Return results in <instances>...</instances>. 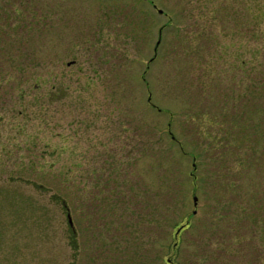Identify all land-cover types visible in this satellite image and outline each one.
<instances>
[{
	"label": "rangeland",
	"instance_id": "374dc122",
	"mask_svg": "<svg viewBox=\"0 0 264 264\" xmlns=\"http://www.w3.org/2000/svg\"><path fill=\"white\" fill-rule=\"evenodd\" d=\"M0 80V264H264V0H0Z\"/></svg>",
	"mask_w": 264,
	"mask_h": 264
},
{
	"label": "water",
	"instance_id": "95a60500",
	"mask_svg": "<svg viewBox=\"0 0 264 264\" xmlns=\"http://www.w3.org/2000/svg\"><path fill=\"white\" fill-rule=\"evenodd\" d=\"M159 11H162V9H158ZM160 35V34H159ZM159 40H160V36L158 37V39H157V42H156V44L159 42ZM155 49H156V47H155ZM150 98V96H148V99ZM172 137H173V134H172ZM193 165H194V162H193ZM193 203L194 204H196L197 203V196L194 194L193 196ZM66 217H67V222H68V225L70 226V228H74V225H73V221H72V217H71V215H70V211L68 210V207L66 208ZM193 211V213H195V211H196V209H193L192 210ZM183 225L184 224H181L178 228H177V230H176V234L178 233V231L183 227ZM167 262H169V263H171V264H177V263H175V262H173V261H171V258H167Z\"/></svg>",
	"mask_w": 264,
	"mask_h": 264
},
{
	"label": "flooded vegetation",
	"instance_id": "af4514ba",
	"mask_svg": "<svg viewBox=\"0 0 264 264\" xmlns=\"http://www.w3.org/2000/svg\"><path fill=\"white\" fill-rule=\"evenodd\" d=\"M1 81V80H0ZM6 86V85H5ZM4 92V93H3ZM0 99L1 100H7V89L6 90H3L1 93H0ZM187 224V223H186ZM184 224V226L186 225Z\"/></svg>",
	"mask_w": 264,
	"mask_h": 264
}]
</instances>
